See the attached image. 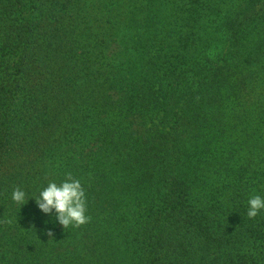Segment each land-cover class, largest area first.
<instances>
[{
    "label": "trees",
    "instance_id": "trees-1",
    "mask_svg": "<svg viewBox=\"0 0 264 264\" xmlns=\"http://www.w3.org/2000/svg\"><path fill=\"white\" fill-rule=\"evenodd\" d=\"M69 174L62 228L33 199ZM253 195L264 0H0V264H264Z\"/></svg>",
    "mask_w": 264,
    "mask_h": 264
},
{
    "label": "clouds",
    "instance_id": "clouds-1",
    "mask_svg": "<svg viewBox=\"0 0 264 264\" xmlns=\"http://www.w3.org/2000/svg\"><path fill=\"white\" fill-rule=\"evenodd\" d=\"M26 197L27 193L21 188H15L11 194V199L16 204L24 205ZM33 200L42 215L48 216L62 228L78 227L87 223L89 219L86 215L85 191L81 182L72 178L70 174L59 184L50 182ZM261 210H264V197L251 196L247 201V217L254 219ZM46 235L51 236L52 232L49 230Z\"/></svg>",
    "mask_w": 264,
    "mask_h": 264
}]
</instances>
